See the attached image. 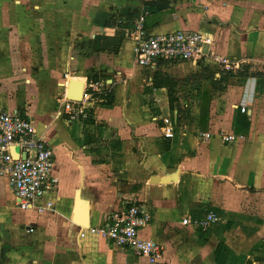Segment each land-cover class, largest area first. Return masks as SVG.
<instances>
[{
	"label": "crops",
	"instance_id": "crops-1",
	"mask_svg": "<svg viewBox=\"0 0 264 264\" xmlns=\"http://www.w3.org/2000/svg\"><path fill=\"white\" fill-rule=\"evenodd\" d=\"M145 2L95 0L88 26L85 13L73 19L65 7L44 11L31 4L20 10L17 44L33 41L41 29L44 44L58 43V51L46 52L51 65L56 62L52 81L45 88L31 87L26 110L38 134L55 151L52 174L57 184L48 195L54 210L43 217L26 214L33 223L45 225L44 238L37 244L38 233L24 226L25 212L15 205L6 179L0 178V251L18 258L15 264L18 260L19 264H149L147 258L88 229L103 226L110 212L135 201L151 216L141 236L162 244L165 259L172 264H264L263 242L258 252L257 243V248L246 245L238 253L227 235L233 215L254 202L260 211L253 229L264 237V0H154L148 6ZM144 7L149 33L201 31L210 38L205 54L239 60L243 67L225 71L210 57L164 62L155 72L137 67L133 41L107 24L121 11L132 17L128 22L132 24ZM81 11L85 12L83 5ZM24 18L33 29L41 23L36 27L40 30L26 35ZM54 22L61 36L48 31ZM68 27L79 30L74 34L79 41L89 39L87 54L80 48H65L71 41L63 36ZM98 78L106 83L109 96L107 103L104 98L94 104L89 120L70 123L53 111V92L79 99L86 85ZM73 84L79 98L70 96ZM48 90L51 95L46 99ZM24 102L25 98L8 101L0 96V104L10 111L25 110ZM192 102L197 114L191 113ZM181 103L188 108L183 126L177 122L180 110L175 106ZM242 104L247 105L246 112L241 111ZM166 115L176 124L170 139L163 135L161 118ZM202 133L211 137L203 139ZM224 134H242L245 139L225 144ZM197 205L209 208L201 212ZM209 210L219 218L208 230L182 224L186 216L203 217ZM247 213L241 215L248 217ZM239 227L236 231L242 230Z\"/></svg>",
	"mask_w": 264,
	"mask_h": 264
},
{
	"label": "built area",
	"instance_id": "built-area-1",
	"mask_svg": "<svg viewBox=\"0 0 264 264\" xmlns=\"http://www.w3.org/2000/svg\"><path fill=\"white\" fill-rule=\"evenodd\" d=\"M146 9L135 16L132 24L127 23L126 27L128 36L134 43V63L137 67L155 72L164 62H199L206 57L217 62L225 71L236 72L243 67L244 62L239 60L205 54L203 48L210 38L201 31L149 33L145 26L148 15ZM118 23L120 26L121 20ZM106 90V83L98 80L89 82L79 99L61 96L58 99L59 115L70 123L89 120L94 112L96 99L105 94ZM246 110L247 105L242 104L241 111ZM161 120L164 137L173 138L176 124L172 117L166 115ZM200 137L208 139L211 134L202 133ZM244 139L242 134L222 136L225 144H236ZM55 158L53 147L38 134L35 122L26 110L10 111L0 104V178L6 179L15 205L28 215L43 217L55 208L48 199L49 193L57 184V179L52 174ZM218 218L215 211L209 210L203 217L186 216L182 224L208 230ZM150 220L147 207L135 201L110 212L103 226L88 229L118 246L131 249L137 256L147 258L149 264H172L165 259V247L162 244L141 236L142 228Z\"/></svg>",
	"mask_w": 264,
	"mask_h": 264
},
{
	"label": "rangeland",
	"instance_id": "rangeland-1",
	"mask_svg": "<svg viewBox=\"0 0 264 264\" xmlns=\"http://www.w3.org/2000/svg\"><path fill=\"white\" fill-rule=\"evenodd\" d=\"M95 0H0V96L5 97L8 101L11 100H17L20 98H25V104H23V109L27 110L29 112L31 98L29 97V93L31 92V87L33 86H39L42 88H45L44 84L49 83V81H52L51 73L54 72V68L56 65V62L53 61L54 64L51 65V61H48L46 58V52L48 53H54L55 51H58V43L54 44H44L43 38L44 36V29H38L36 28L41 23H35L34 29L30 26V20L25 21V18L23 19V25L24 23L27 25H24V32L26 35L31 36L30 32L37 30H40L37 35V38L33 39V41H28V43H21L17 44L18 40V34L19 29H16V19L18 17L20 18L21 14L20 10L24 7H28L31 4L34 6H39V8H43L45 11L48 7H55V8H69L70 12L72 14V18L74 19V16H77V13L81 16L83 13H85L86 18V24L87 26L91 24L93 20V15L95 12V6H94ZM146 3V2H145ZM147 2L146 4H148ZM84 6L85 12L81 13L79 12L81 10V6ZM19 15V16H18ZM42 15H45V13H42ZM121 20V25L118 26V21ZM132 20V17L130 15H123L122 13L118 12L117 14H113L110 16V19L108 21L107 25L110 26H117V32L122 33L123 37L129 38L126 27L127 23ZM58 21V20H57ZM68 21V20H67ZM73 20H69L68 23H72ZM63 25V23H60ZM58 24L54 22L52 24V27L48 28L49 30H54L53 32L57 35H62V30L57 29ZM53 28V29H52ZM64 30L65 32L63 35L64 38L66 35L71 37L70 43H68L65 46H62V48H70L72 47L73 50L82 49L85 50L84 54H87L90 50V41L87 38V40L79 41L78 38H76V35H74L76 32H79V30L76 29H70ZM82 31V30H80ZM83 32V31H82ZM78 34V33H77ZM42 36V37H41ZM49 36H52V33L49 32ZM86 36V35H85ZM27 37V36H26ZM88 37V36H87ZM60 38V37H59ZM73 38H76L74 40ZM103 42V41H101ZM110 44V42H108ZM112 46V43L110 44ZM22 54V56H21ZM56 70V68H55ZM63 75L60 74L59 77ZM93 76V75H91ZM31 79L32 82L27 83V80ZM96 79V78H93ZM188 90H185V93L183 94V98H186L189 96L187 93ZM44 96L46 99L50 98L51 91H45ZM54 96L53 100V111H59V102L58 99L61 97V93L57 94L56 92L52 93ZM104 100L101 96H98L95 103H100ZM106 100V98H105ZM21 102V101H20ZM106 102V101H103ZM94 103V104H95ZM25 105V106H24ZM94 106V105H93ZM178 107V110H180V115H177V122L180 126H183V123L187 121L188 115L187 111V105L181 103L178 105H175ZM186 108V110L184 109ZM196 105L194 102H192V108L191 113L197 114V108L195 109ZM93 114V113H92ZM92 117V116H91ZM191 118H194L191 116ZM193 128V127H192ZM198 210L203 212L209 208V206L204 205H197ZM244 210L241 212V214H244V212L247 210V216L243 217L241 214L234 216L233 215V221L231 220L230 225L227 228V235H229L231 239V244L234 245V249L238 253H240V249H244L246 245L248 247H251L252 245H256L258 243V249L256 252L259 251L260 242L264 243V237H260L259 233L255 231L254 225L258 222H256L257 218H259L260 207H258L254 202L248 203L247 206H243ZM16 214H20L18 210H16ZM25 216L24 220V226L33 233L37 232V244L44 238V232L43 227L45 226L44 223H33L34 218H30V216H26V213L23 214ZM256 216V217H254ZM256 219V220H255ZM5 226V224H4ZM233 226V227H232ZM241 226L242 230H237L236 228H240ZM251 226V228L249 227ZM1 230L6 231L8 229L1 228ZM32 234V233H31ZM43 236V237H42ZM243 239V240H242ZM17 246H14L17 248ZM257 248V245L255 246ZM28 254V255H27ZM25 256L29 258V253H27ZM14 255H10L5 249L3 251H0V264H15V261L18 258H14ZM19 257V256H18ZM26 257V258H27ZM251 262V261H250ZM19 264V260L18 263ZM56 264H61L60 262H56Z\"/></svg>",
	"mask_w": 264,
	"mask_h": 264
},
{
	"label": "trees",
	"instance_id": "trees-1",
	"mask_svg": "<svg viewBox=\"0 0 264 264\" xmlns=\"http://www.w3.org/2000/svg\"><path fill=\"white\" fill-rule=\"evenodd\" d=\"M131 15H133V14H131ZM97 79V78H96ZM98 80H100L99 78H98ZM95 81H97V80H95ZM102 98H106V97H108L109 96V94H108V91L105 93V94H101L100 95ZM103 101V100H102ZM106 101V100H105ZM108 101V100H107ZM103 103H107V102H103ZM242 120L241 119H238L237 120V123H238V126H242L243 125V122H241Z\"/></svg>",
	"mask_w": 264,
	"mask_h": 264
},
{
	"label": "water",
	"instance_id": "water-1",
	"mask_svg": "<svg viewBox=\"0 0 264 264\" xmlns=\"http://www.w3.org/2000/svg\"><path fill=\"white\" fill-rule=\"evenodd\" d=\"M77 85L76 84H73L72 86H71V93H70V96L71 97H73V98H79V96L76 94L77 93V91L75 90H73V88L74 87H76ZM72 95H74V96H72Z\"/></svg>",
	"mask_w": 264,
	"mask_h": 264
}]
</instances>
